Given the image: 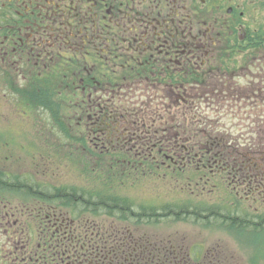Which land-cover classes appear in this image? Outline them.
I'll use <instances>...</instances> for the list:
<instances>
[{
	"label": "flooded vegetation",
	"instance_id": "obj_1",
	"mask_svg": "<svg viewBox=\"0 0 264 264\" xmlns=\"http://www.w3.org/2000/svg\"><path fill=\"white\" fill-rule=\"evenodd\" d=\"M214 8L213 0H0L2 97L79 102L88 120L84 132L101 148L99 155L126 150L131 157L123 165H154L142 156L155 150L164 152L156 154V169L203 166L176 156L198 149L177 141L191 132L180 119L214 118L201 103L229 108L228 101L241 96L232 83L240 60L232 48L228 55L222 50L234 31L226 20L214 19ZM237 40H247L243 25ZM258 65L253 93L241 98L251 108L264 102V65ZM203 82L210 89L200 87ZM216 92L222 105L214 103ZM251 123L255 132L264 129V113ZM166 135L173 137L167 141ZM217 162L210 158L208 170L218 172ZM7 176L0 172V264H98V207H71L65 190L5 191ZM227 178L234 189L264 198V169Z\"/></svg>",
	"mask_w": 264,
	"mask_h": 264
},
{
	"label": "rangeland",
	"instance_id": "obj_2",
	"mask_svg": "<svg viewBox=\"0 0 264 264\" xmlns=\"http://www.w3.org/2000/svg\"><path fill=\"white\" fill-rule=\"evenodd\" d=\"M213 3L214 19L218 17L220 21L226 20L234 31L233 39L229 43L227 40L222 43V50L227 54L232 48L237 54L236 58L240 60L235 67L238 74L232 83L239 86L241 96L236 98V102L240 101L239 105L229 100V108L215 109L201 103V111L218 119L214 125L221 126H213L214 136L226 138L230 146L241 152H248L256 142L264 143V129L260 132L249 131V128H254L249 121L263 115L264 102H258L257 106L251 108L241 100L253 93L252 89L257 85L255 79L258 62L264 65V0H213ZM199 11L202 12L203 8L200 7ZM240 12L244 13L243 19L239 18ZM241 25L246 32L245 44L237 40ZM206 30L204 28V32ZM222 34L228 37L227 34ZM258 42L261 50L254 56L245 57L247 52L251 53L258 46ZM126 93L127 90L123 95ZM2 96L0 92V172L9 175L6 177L4 190H23L13 182L20 180L26 183L25 179L28 177L37 190L50 188L47 194L63 188L98 193L101 185L98 183V169L102 167L104 160L99 156L101 148L96 149V141L84 132L88 120L81 117V110L77 108L79 102L57 99L50 104L39 101L16 102ZM261 97H264V93ZM64 99L66 100L65 97ZM89 165L94 167L89 168ZM104 165L102 176L112 185L114 193L125 197L138 209L158 210L168 205L175 209L197 206L203 211L214 209L229 218L253 221L249 225L252 229L246 230L230 225L228 218H224L226 220L220 224L218 220H221V216L217 220L207 213L208 217L199 221L177 220V217L175 219L160 213L152 222L148 218H140L141 223L129 222L127 229L122 228L121 224L125 225L123 223L117 224L116 229L113 225L104 227L119 230L121 234L126 231L139 240L142 236L148 237L140 245L134 244L143 262L157 245L165 249L167 241H171L175 247L177 245L187 253L186 257L190 261L188 264H264L263 197L248 200L244 194L232 190L226 177L222 178L217 172L208 169L191 168L182 171L167 165L161 169L155 168L156 175H151L146 167L131 164L125 167H118L117 164ZM252 169L255 173H260L264 169V163L259 159L254 160ZM102 218L106 222L110 219ZM150 222L158 224H149ZM208 222L211 223L206 225ZM79 232L75 234L78 235ZM103 232L106 235L104 230ZM113 235V250L112 243L108 249L114 251L113 264L117 263L118 258L120 264L125 261L126 253L132 246L128 247L126 242L120 247L123 237L118 232ZM152 239L157 241L154 243ZM136 254L132 253L134 257ZM125 263L127 264V260Z\"/></svg>",
	"mask_w": 264,
	"mask_h": 264
},
{
	"label": "trees",
	"instance_id": "obj_3",
	"mask_svg": "<svg viewBox=\"0 0 264 264\" xmlns=\"http://www.w3.org/2000/svg\"><path fill=\"white\" fill-rule=\"evenodd\" d=\"M231 62V61H230ZM203 83H200V87H204L205 89H210L209 87L203 85ZM220 90V88H219ZM218 92L213 93L214 94V103L217 105H222L223 100L220 97V94H217ZM214 119L212 120V124ZM184 119H180V125L185 128L183 125ZM203 124H210V120L204 118H197L196 120H189L188 122V128H192V126H201L203 127ZM216 127V126H214ZM219 127V126H218ZM194 129L191 132H183L178 135V140L184 145L187 144H198V149L196 151H191L189 148L182 150L181 152L177 153V158L184 159V160H202L203 166L201 163H199V166L207 167L208 163L207 161L210 158H215L216 161H218L220 164H218L220 167L223 166V169H227L230 174L235 175L236 177H241L246 174H250L251 168L248 166H243L241 163L242 157H244V153L241 152L238 148L232 147L229 145V142H227L226 138H220L218 135L213 134H207L201 129ZM215 131V129H212ZM218 136V137H217ZM167 141H170V137L173 136H167ZM165 142V141H163ZM174 142V141H172ZM149 144V141H148ZM107 157H103V155H99L102 157L103 165L98 169V183L101 185L98 187V193H91L89 190H78V189H65V192L63 189H60L59 191L69 194V201L71 207H81L85 209H93L98 207V218H100V221L98 222V264H113L114 263V239L115 236L114 233L118 232V234L123 237V240L120 242V247H122L126 242L128 243V247L132 246L130 251H127L125 261L127 260V264H188L190 261L181 260V255L185 254L186 252L180 250V248L176 245V247L172 244L171 241H167L165 244V249L160 248V245H157L156 248L151 252V254L144 260L137 252V247H134V244L137 246L140 245L141 241H145L148 237L142 236L141 240L137 239V237L131 236L126 231L120 233L119 230H113V229H104L106 225H113L114 229H116V225L123 223L125 225H122V228L127 229V226L130 223H141L140 218H148L152 222L156 217L161 215L160 213H163L164 216H171L177 220H197L199 221L201 218H207L206 213L209 215H213L217 220L219 216H221V220H218V223H223L224 218H228L230 221V225H234L235 227L252 229L249 227L253 221H247V220H237L233 218L226 217L225 215H220L221 213L217 211H211V210H200L197 206H190L188 208H184L185 206L179 207L178 209H175L173 206H165L163 209H154V208H140L134 207V205L127 200L125 197L119 196L114 193V190L112 188V185L107 181V179L103 178V168L104 163L106 164H115L113 163L114 159H116L120 164L123 165L121 160L128 161L131 156L127 154V151L124 150H118V151H111L108 152ZM164 152H159L155 150H149L145 151L144 155L142 156V159L146 158H153V164H142L143 166L146 165L148 169L152 171V174L154 173V168L159 163V159L157 155L163 154ZM107 154V152H105ZM157 154V155H156ZM249 156L256 155V150H252L247 152ZM161 158H167L170 157L166 155L161 156ZM121 159V160H120ZM100 160V159H99ZM187 165V164H184ZM182 165V166H184ZM94 165H89V168H93ZM113 167V166H110ZM118 167H124L118 165ZM225 169V171H226ZM26 183L22 181L15 182L17 185L21 187L23 190H30V191H37V192H48L50 188L46 187L43 190H37L35 185L29 182V179H25ZM41 189V188H40ZM255 191V190H253ZM40 198H47L42 197ZM61 198L63 199V195H61ZM109 219L108 222L106 220H103V218ZM102 218V220H101ZM258 220V219H256ZM149 223V224H158V223ZM227 222V221H226ZM211 222L206 223L209 224ZM228 223V222H227ZM92 231V229H90ZM103 230L105 231L106 235L104 234ZM255 230V229H254ZM252 231V230H251ZM248 231V232H251ZM152 241L155 243L157 240L152 239ZM166 242V240H165ZM112 243V250L108 249V246ZM126 247V249H128ZM194 248V247H193ZM120 252V251H119ZM121 254L123 252H120ZM132 253H137L136 257L132 255ZM140 253V252H139ZM138 255V256H137ZM119 262V258L117 259V263ZM124 262H120V264H124ZM126 264V263H125Z\"/></svg>",
	"mask_w": 264,
	"mask_h": 264
}]
</instances>
